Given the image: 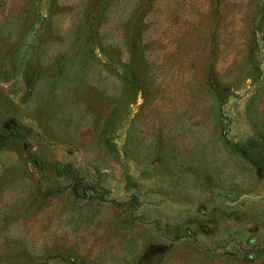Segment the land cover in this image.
<instances>
[{
  "label": "rangeland",
  "instance_id": "374dc122",
  "mask_svg": "<svg viewBox=\"0 0 264 264\" xmlns=\"http://www.w3.org/2000/svg\"><path fill=\"white\" fill-rule=\"evenodd\" d=\"M12 125L0 264H264V0H0Z\"/></svg>",
  "mask_w": 264,
  "mask_h": 264
},
{
  "label": "trees",
  "instance_id": "16d2710c",
  "mask_svg": "<svg viewBox=\"0 0 264 264\" xmlns=\"http://www.w3.org/2000/svg\"><path fill=\"white\" fill-rule=\"evenodd\" d=\"M20 128H24L26 130L25 127L12 125L10 130L4 133L0 131V137L4 139L20 140L22 136V130H20ZM27 158L33 164L35 169L40 172L48 170L55 173L59 177L68 178L71 181L72 195L76 198L84 199L89 194H92L96 200L101 202H108L111 200L110 190L102 186L99 182H96L90 173L83 168L72 163L37 161L30 150L27 151Z\"/></svg>",
  "mask_w": 264,
  "mask_h": 264
}]
</instances>
